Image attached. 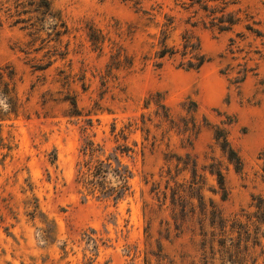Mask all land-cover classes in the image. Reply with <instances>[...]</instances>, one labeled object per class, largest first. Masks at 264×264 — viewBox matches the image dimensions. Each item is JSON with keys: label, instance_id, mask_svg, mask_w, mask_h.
Returning <instances> with one entry per match:
<instances>
[{"label": "rangeland", "instance_id": "1", "mask_svg": "<svg viewBox=\"0 0 264 264\" xmlns=\"http://www.w3.org/2000/svg\"><path fill=\"white\" fill-rule=\"evenodd\" d=\"M0 1L14 15L0 11V68L14 70L21 105L17 117L0 114V264H205L196 215L176 230L166 209L174 187L170 176L177 175L176 156L196 158L200 173L220 163L227 198L210 191L215 182L208 173L202 194L224 217L242 222L254 211L252 198L264 196V38L250 31L264 36V0H143L142 9L156 15L147 33H158L164 16L169 17V43L179 44L189 31L210 61L186 71L173 60L159 69L138 60L132 72L108 82L101 79L107 41L99 54L87 34L94 28L107 39L116 21L141 26L138 7L125 0H50L67 28L57 37L51 20L16 17L20 8H14V0ZM228 14L237 23L220 32L215 24ZM17 19L22 21L15 24ZM144 39L145 33L137 31L129 50L140 52ZM246 53L257 76L249 74L236 88L229 83L235 76L229 68L238 69ZM156 94L175 121L188 117L185 110L196 104L201 130L191 143L175 130L165 134L154 117L155 106L144 107ZM67 98L76 100L78 116H71ZM0 109L5 110L2 102ZM142 116L148 134L141 131ZM214 126L225 130L240 156L239 172L215 145ZM86 140L103 148L102 159L117 146L133 149L120 157L132 173V193L117 205L86 195L75 182ZM183 178L188 181V174L179 173L177 180ZM44 231H50L46 240ZM214 250L209 264H223L218 247Z\"/></svg>", "mask_w": 264, "mask_h": 264}, {"label": "trees", "instance_id": "2", "mask_svg": "<svg viewBox=\"0 0 264 264\" xmlns=\"http://www.w3.org/2000/svg\"><path fill=\"white\" fill-rule=\"evenodd\" d=\"M125 1L132 3L133 7H138L136 12L141 14L139 19L144 22L141 26L132 23L122 24L116 21L108 27L107 39L94 28H90L87 34L92 49L98 51L99 54L103 53L104 43L107 41V64L104 75L101 76L102 80L107 78V82L110 80L117 81L119 74L132 72L138 60L143 65L151 63L156 69L161 68L165 61L173 60L177 62V68L186 71H198L210 61V58L202 52L198 38L189 31H185L181 35L179 44L171 45L169 43L171 32L173 31V20L169 17L164 16L165 23L162 24L158 33H147V29L155 22L156 15L142 9L143 0ZM196 1L201 3V0ZM14 8H20V11L15 12L16 17H19L20 14H35L33 18L38 22L46 20L54 22L55 30L57 28L63 30L57 29L55 32L57 37L65 34V31L67 32L61 16L54 12L50 0H14ZM4 9L8 18L14 16L10 14V9L0 1V11ZM200 9L211 14L214 13L207 6H201ZM21 21L17 19L14 23L18 24ZM236 23L237 20L234 16L228 14L226 20L218 18V22L215 25L222 32L231 29ZM139 30L145 33V39L141 43V51H130L127 43L131 44L133 42ZM250 31L256 37L264 38L260 32L251 29ZM233 43V40H231V46ZM228 51L230 54L234 53L233 48ZM243 60L242 64H237L238 69L229 68V71L235 74L229 80V83L236 88H239L244 83L249 74L257 76L255 74L256 68L248 64V61H251L248 53H246ZM15 86L16 74L14 70L10 67L0 68V102L5 106V110L0 109V114L3 117L11 114L17 117L21 108L16 96ZM152 98L145 102L144 107L148 108L151 104L155 106L154 117L158 120L160 128L165 127V134L175 130L179 135L185 136L184 140L187 143H191L197 138L201 126L196 122L194 116L197 109L195 103L192 102L193 108L185 110L189 115L188 117L175 121L169 108L164 104L161 95L156 94V98L154 100ZM65 101H68L71 105V116H78L76 100L67 98ZM141 118V131L144 130L148 134L149 130L145 128L147 120H145L144 116ZM3 119L0 118V120ZM148 121L150 120L148 119ZM127 129L126 127L125 130ZM125 130L120 132V136L124 140L127 139ZM213 140L228 164L236 172H239L242 169V161L236 150L231 146L225 130L214 126ZM131 153H133L132 148L127 145H121L114 149L113 154L102 159L100 157L104 155L103 148L93 141L86 140L82 149L84 159L77 170L75 182L85 190L86 195L94 196L98 200L112 201L114 205H117L132 193L130 185L132 173L128 166L123 165L120 160L122 155L129 156L128 154ZM175 160L177 162L175 165L177 175L170 176V170L168 171L174 187L170 188V202L166 208L169 210L174 228L178 230L187 218H192L196 215L200 228V244L203 249L205 264H209V259H214L216 254L214 253L215 246L218 247L216 252L220 255L223 264H258L259 260H262V264H264V231H262L264 229V196L259 195L252 198L251 207L254 211L243 215L245 218L244 222L240 221L236 216L226 218L214 201L211 199L206 200L202 194L203 187L207 182L206 174L208 173L215 182V187L210 191L215 195H219L223 201L227 198L225 174L221 164L213 162L205 166L203 172L200 173L196 158H193L190 154H185L184 157L176 156ZM179 173H187L189 180L185 181V178H183L179 182L177 180ZM163 198L162 206L165 205V194ZM36 209L37 207L31 213V217L35 216ZM143 214L146 216V212ZM149 216L150 211H147L148 227L151 222ZM206 229L208 230L206 231ZM44 233L46 235L44 239L46 240L50 235V231H44ZM209 254L211 255L210 257Z\"/></svg>", "mask_w": 264, "mask_h": 264}]
</instances>
